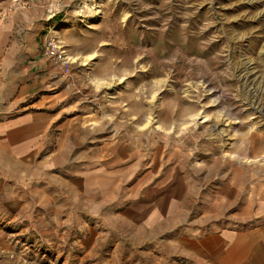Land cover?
Returning a JSON list of instances; mask_svg holds the SVG:
<instances>
[{
    "label": "rangeland",
    "instance_id": "rangeland-1",
    "mask_svg": "<svg viewBox=\"0 0 264 264\" xmlns=\"http://www.w3.org/2000/svg\"><path fill=\"white\" fill-rule=\"evenodd\" d=\"M0 28L85 126L154 131L211 167L248 141L264 159V0H0ZM42 227L0 226V264H183L160 239L96 251Z\"/></svg>",
    "mask_w": 264,
    "mask_h": 264
},
{
    "label": "crops",
    "instance_id": "crops-1",
    "mask_svg": "<svg viewBox=\"0 0 264 264\" xmlns=\"http://www.w3.org/2000/svg\"><path fill=\"white\" fill-rule=\"evenodd\" d=\"M4 34L0 28L1 227L44 226L58 241L96 251L106 240L115 252L126 241L160 239L183 264H264V159L253 158L251 141L227 166L211 167L154 131L111 130L103 120L85 126L72 106L43 92L45 62L19 63ZM27 46L30 58L36 47Z\"/></svg>",
    "mask_w": 264,
    "mask_h": 264
},
{
    "label": "bare ground",
    "instance_id": "bare-ground-1",
    "mask_svg": "<svg viewBox=\"0 0 264 264\" xmlns=\"http://www.w3.org/2000/svg\"><path fill=\"white\" fill-rule=\"evenodd\" d=\"M67 27V25L65 24V22H60L59 24H56L54 26V30L53 32H57L58 30H61V29H65ZM157 44V43H156ZM62 48V47H61ZM148 51V50H147ZM150 52V51H149ZM152 52V51H151ZM70 60V59H69ZM73 61V60H72ZM168 93V92H167ZM170 93V92H169ZM169 96V94H168ZM178 96V95H177ZM145 109V108H143ZM146 112V111H145ZM151 115V114H150ZM153 117V116H152Z\"/></svg>",
    "mask_w": 264,
    "mask_h": 264
},
{
    "label": "built area",
    "instance_id": "built-area-1",
    "mask_svg": "<svg viewBox=\"0 0 264 264\" xmlns=\"http://www.w3.org/2000/svg\"><path fill=\"white\" fill-rule=\"evenodd\" d=\"M46 50H47V52L50 51V53H51V50H54V48H53V46H52V47H48Z\"/></svg>",
    "mask_w": 264,
    "mask_h": 264
}]
</instances>
